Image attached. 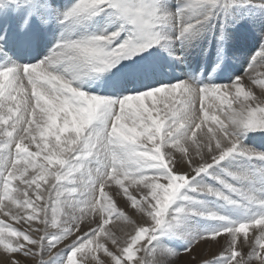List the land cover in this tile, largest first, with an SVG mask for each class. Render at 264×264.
I'll return each instance as SVG.
<instances>
[{"label": "snow or ice", "instance_id": "snow-or-ice-1", "mask_svg": "<svg viewBox=\"0 0 264 264\" xmlns=\"http://www.w3.org/2000/svg\"><path fill=\"white\" fill-rule=\"evenodd\" d=\"M262 97L264 0H0V264H264Z\"/></svg>", "mask_w": 264, "mask_h": 264}, {"label": "bare ground", "instance_id": "bare-ground-1", "mask_svg": "<svg viewBox=\"0 0 264 264\" xmlns=\"http://www.w3.org/2000/svg\"><path fill=\"white\" fill-rule=\"evenodd\" d=\"M231 27H234L235 32L237 34L227 30V32H228L227 38L230 41L229 40L226 41L225 51H226L230 61L235 64L236 74L237 73L239 74L242 65L246 64V61L248 59L247 58L248 53L252 52V54H253L254 51L259 50V48L253 49L255 47V45L257 44V32H258V30H253L250 26H247L242 22L238 23V25L235 24ZM212 47L214 50L215 49L214 40L210 36L209 39L207 40V42L201 44L200 47L191 50L190 53L187 55L185 61L196 59L199 56H201L202 58H206L209 55ZM204 50H206V52ZM193 53H194V56H192ZM212 54H214V53L212 52L210 54V61L212 63H214V61L211 60ZM214 58H215V56H214ZM179 66L181 67L182 65H179ZM261 100L264 101V97H262ZM212 114H213V112L210 110V115H212ZM205 130H206V128L201 129V131H205ZM254 231H258V230L254 229ZM252 243H253V245H255V240H253ZM205 258H208V256Z\"/></svg>", "mask_w": 264, "mask_h": 264}, {"label": "rangeland", "instance_id": "rangeland-1", "mask_svg": "<svg viewBox=\"0 0 264 264\" xmlns=\"http://www.w3.org/2000/svg\"><path fill=\"white\" fill-rule=\"evenodd\" d=\"M236 25H238V23H237ZM228 30H229L230 32H233V33L237 34V33L235 32L234 27H230V28H228ZM258 36H259V32H257V44L255 45V47H254L253 49H257V48H259V46H258V43H259V38H258ZM228 40H229V39L227 38L226 41H228ZM229 41H230V40H229ZM212 52L214 53L213 47H212V49H211L209 55H210ZM213 55H214V54H212V59H211L212 61L215 60V58H214ZM250 55H252V52H249V53H248L247 58H248ZM192 56H194V53L192 54ZM232 63H233V62H232ZM233 65H234V67H235V64H234V63H233ZM244 65H245V64H244ZM244 65H242V67H241V69H240V72H242ZM177 67H178V68H177ZM177 67H176L177 69H180V68H181L180 66H177ZM240 72H239V73H240ZM237 74H238V73H237ZM257 143H261V142L259 141V142H257ZM33 150H34V148H33ZM120 203H121V206L123 207V202L121 201ZM0 218H3V217H0ZM5 222H6V223H11V221H8V220H6ZM14 226L17 227V228H20V227H21V225H14ZM24 227L26 228L27 225H24ZM110 227H111V225H110ZM253 231H254V229L250 230V233H249L250 236L252 235L251 233H252ZM117 234H118V235H123V233H121V231H120L119 229H117ZM223 243H224V241H223V239L221 238V244H223ZM249 251H251V249H250L249 247H245V248H244V252H245V253H248ZM219 252H220V246H219V245H215V246H201V247H199L198 249L196 248L191 254L183 253V252H182L181 255L175 259V261L173 262V264H203V261L209 260V258L211 259L212 257L218 255ZM209 253H210V254L212 253V254L210 255ZM207 256H208V258H205V257H207ZM193 257H195V259H193ZM27 264H32V261H30V260L27 261ZM252 264H259V261H258V260H253Z\"/></svg>", "mask_w": 264, "mask_h": 264}]
</instances>
